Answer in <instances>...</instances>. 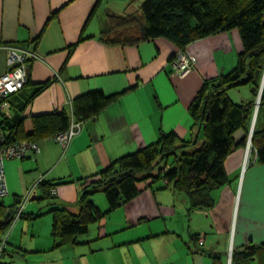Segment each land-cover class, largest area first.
<instances>
[{
    "label": "crops",
    "instance_id": "crops-1",
    "mask_svg": "<svg viewBox=\"0 0 264 264\" xmlns=\"http://www.w3.org/2000/svg\"><path fill=\"white\" fill-rule=\"evenodd\" d=\"M143 2L0 0V75L8 70V45L30 49L37 55L29 63V84L11 96L9 115L0 114V126L5 118L15 119L29 134L34 116L55 111L72 115V102L80 95L94 90L108 95L125 91L100 114L83 122L64 153L59 143L44 139L38 142V153L5 162V169H13L22 178L32 174V182L48 164L52 165L48 174L55 189L54 201L74 204L81 192L83 180L78 184L62 178L91 176L112 161L157 141L160 132L193 139L199 129L194 127L191 103L206 81L228 74L237 66L244 48L238 28L188 45L185 49L196 61L184 77L174 74L170 60L177 46L164 38L138 44L102 40L112 17L138 15ZM258 77L256 81L262 84L264 71ZM48 80L52 83L31 98L35 87ZM238 88L228 92L234 103H256L253 87ZM261 121L264 126V115ZM233 137L236 145L224 162L228 182L213 191L212 208L190 211L187 199L175 194L162 180L161 188H157V182L142 181L137 184V196L99 220L93 231L89 229L75 238L82 247L56 238L53 218L46 219L44 239L41 231L32 229L26 243L15 244L13 236L22 218L16 219L11 233L2 235L0 264H68L69 252L75 261L87 250L92 253L103 248L110 249V260L98 264H147L144 246L148 236L163 240L157 249L151 245L155 253L152 260L157 264H213V256H219L222 264H229L230 250L233 254L234 250L264 243V164L255 160L244 167L245 145L241 142L247 132L237 129ZM59 164L63 165L60 171ZM41 184L40 180L34 184L29 197L38 201L39 212L51 209L42 199L43 193L37 197V186L43 190ZM15 197L21 203L22 197ZM98 198L101 199L92 196L96 205L106 207L107 199L103 202L102 197ZM16 208L17 205L13 209ZM201 233L205 240L200 245L195 238ZM96 239H110L112 243L90 248L89 243ZM69 246L78 249L70 250ZM251 264H264V249L257 252Z\"/></svg>",
    "mask_w": 264,
    "mask_h": 264
},
{
    "label": "trees",
    "instance_id": "trees-1",
    "mask_svg": "<svg viewBox=\"0 0 264 264\" xmlns=\"http://www.w3.org/2000/svg\"><path fill=\"white\" fill-rule=\"evenodd\" d=\"M109 26L102 33V40L108 43L138 44L156 38L172 42L178 49L171 55V61L179 50H184L192 42L232 28L240 31L244 48L234 70L206 81L191 103L194 127L199 129L193 139L184 140L173 133L160 132L157 141L83 178L81 192L74 204L54 201L53 185L42 182V199L51 206L52 232L61 242L75 241L77 236L87 233L92 224L106 216L92 200L93 195L104 193L108 212H111L137 196L140 192L137 184L142 181L154 183L162 180L175 194L187 199L190 211L212 208L215 203L213 191L228 182L224 162L236 145L233 135L237 129L243 128L248 137L255 110L254 102L236 104L228 92L249 85L255 88L253 94L257 96L261 87L256 79L264 71V0H145L138 15L112 17ZM51 83L52 80H48L37 85L31 98ZM124 92L108 95L101 90L89 91L73 100L72 115L68 111H55L34 116L29 134L15 119L5 118L0 127L5 130L8 141L38 143L49 140L52 135L67 130L72 118L79 122L94 118ZM263 115L264 85L252 136L256 161L261 164H264ZM247 137L241 144H246ZM19 205L17 203V208L13 209L16 205L6 207L0 202V244L2 235L16 220ZM22 214L23 211L20 216ZM261 249H264V243L234 250L232 264H251ZM213 264H222L219 256H213Z\"/></svg>",
    "mask_w": 264,
    "mask_h": 264
},
{
    "label": "built area",
    "instance_id": "built-area-1",
    "mask_svg": "<svg viewBox=\"0 0 264 264\" xmlns=\"http://www.w3.org/2000/svg\"><path fill=\"white\" fill-rule=\"evenodd\" d=\"M6 54L8 70L0 75V114L4 116L9 115L11 96L18 93L27 85L29 81V63L37 57L34 51L16 45H8L6 47ZM195 61V57L187 49L179 50L172 61L174 74L179 77L186 76L194 68ZM263 85L264 82L261 84L260 92L263 89ZM259 105L260 98H258V103L255 106L257 110ZM82 124L83 122L75 121L74 118H72L67 130L52 135L49 140L59 143L66 149L72 138L81 130ZM248 141L247 149L245 150L244 167L257 159L255 149L252 158V151L250 148L251 132ZM39 151V145L34 141H8L5 130L0 127V199L9 194L5 162L9 159H23L26 158L29 153H38ZM52 193H55L54 188L52 189ZM30 194L31 192L27 195L25 200L29 199ZM22 210L23 204L19 205L15 219L20 216ZM195 239L198 244L201 245L204 243L205 235L201 233ZM229 258L231 261L232 251L229 253Z\"/></svg>",
    "mask_w": 264,
    "mask_h": 264
},
{
    "label": "rangeland",
    "instance_id": "rangeland-1",
    "mask_svg": "<svg viewBox=\"0 0 264 264\" xmlns=\"http://www.w3.org/2000/svg\"><path fill=\"white\" fill-rule=\"evenodd\" d=\"M260 86H261V84H260ZM236 89H239V88H236ZM257 98H258V95L256 96V100H257ZM255 106H256V103H255ZM258 110H259V108H258ZM258 110L256 111V113H255V110H254V115L253 116H255V118H253V121H252L254 123L256 122L257 117H258ZM251 125H252V123H251ZM254 126H255V124H254ZM250 132H251V129H250L249 134H248V139H249V136H250ZM253 132H254V130H253ZM252 136H253V134H252ZM248 139H247L246 144H245V150L247 149V144L249 142ZM250 148H251V151H252V158H253L254 149L255 148L253 147L252 139H251ZM61 150H62V153H64L63 151L65 149L63 147H62ZM47 164H48V162H47ZM51 166L52 165L48 164L45 167L46 170H43V172L40 173V177H38V179H36V181H34V182H32V174L24 175V177L22 178L20 175L18 176L13 169H11V171H9L8 168H6V177H7V182H8V185H9L10 196H6L5 198L0 199V202L3 200L4 205L6 207H12L15 204L17 205V203L15 201L16 200L15 199L16 198L15 195L17 194V195H20L22 197L21 198L22 202H21L20 205L23 204V210H22L23 211V214H22L23 216L21 215V216H19V218H17V220L22 218V219H20L21 224L19 225V227L17 228V230L15 231L14 236H13L15 244H18V243L20 244L21 242L22 243H26V241L29 240V236L32 233V229L33 230L37 229V230L41 231V233L43 234L42 239H44V233H46V225H47L46 224V219L49 220V219L53 218V216H52V214H51V212L49 210L50 208L42 211L40 215L35 216L34 218H32V214H38L39 213L38 204H37L38 201L37 200H34V201L30 200L31 197L28 200H25V199H26L27 195L29 194V192L35 187L34 184L38 180H40L41 182H50L52 177L48 173L51 172V170H49L51 168ZM62 168H63V165L59 164L58 167H57V170L60 171V169H62ZM81 178H83V177H79V178H76V179H70L69 177H67V178L64 177L62 179L64 181L65 180H70L72 182H77L78 184L79 183L82 184V179ZM161 183H162L161 180L157 181V188H161ZM33 192L34 191H32L31 194H33ZM36 193H37V197L42 195V190L40 191L38 186H37ZM93 197H94V195H93ZM95 197H97L98 200L101 199V198H98V197H102V199H103L102 201L106 202V196H105L104 193H97V194H95ZM99 207H100V209L103 212L106 213L105 217H107L108 215H110L113 212V211L108 212L109 209H108L107 202H106V207H104V208L101 207V206H99ZM98 222H96V224H94V225L93 224L91 225L90 231H93V228L97 227V223ZM15 223L16 222L14 221L13 224L11 225V227L9 228V230L6 232L5 236H7L8 233H11V231L14 229ZM51 225H52V223H51ZM28 232H31V233L28 234ZM50 235H51V229H50ZM148 237L150 238L147 241L148 244H146L144 246V248L146 250L145 251L146 263L147 264H149V263L157 264V263L154 262V260H152V258L154 257L155 253L153 252V248L151 247V245H153L157 249L158 243L160 241H163V240L160 239V238H158V240H157V238H152L151 236H148ZM84 238L86 239L87 237H84ZM78 240L81 241L80 239H78ZM155 241H156V245H155ZM104 242L112 243V241L110 239H96V240H93L92 242H90L89 246H90V248H95L96 246L98 247ZM81 243H83V242H81ZM68 244L69 245H76V244H79V243H78L77 240L76 241L69 240ZM81 245L82 244H79L77 246L82 247ZM85 245L88 246L87 243H85ZM15 246H17V245H15ZM73 248H77L78 249V247H70V246L68 247V249H70V250L73 249ZM9 249L12 250L13 247L10 246ZM109 251H110V249H104L103 248V249H99V250H97L95 252L90 253V251L87 250V251H85V256H81L82 258L79 256L75 261L72 260V257L74 255L71 252H69L68 253V256H69L68 264H81V262L83 264H98V263L103 262V261H107L108 262L110 260L109 256L107 255V253H109ZM6 257H8V256H5V258ZM15 264H18V263L15 262ZM229 264H232V258H231V261H230V258H229Z\"/></svg>",
    "mask_w": 264,
    "mask_h": 264
},
{
    "label": "water",
    "instance_id": "water-1",
    "mask_svg": "<svg viewBox=\"0 0 264 264\" xmlns=\"http://www.w3.org/2000/svg\"><path fill=\"white\" fill-rule=\"evenodd\" d=\"M251 91L252 92H255V88H252L251 89ZM262 94V90H261V92H260V90H259V92H258V98H260L261 99V95ZM258 98H257V100H256V104L258 103ZM255 118V117H254ZM253 126H254V122H252V127H251V139H252V134H253V130H254V128H253Z\"/></svg>",
    "mask_w": 264,
    "mask_h": 264
},
{
    "label": "bare ground",
    "instance_id": "bare-ground-1",
    "mask_svg": "<svg viewBox=\"0 0 264 264\" xmlns=\"http://www.w3.org/2000/svg\"><path fill=\"white\" fill-rule=\"evenodd\" d=\"M255 124V123H254ZM253 128H254V126H253Z\"/></svg>",
    "mask_w": 264,
    "mask_h": 264
}]
</instances>
